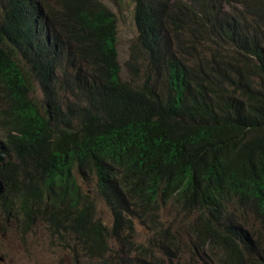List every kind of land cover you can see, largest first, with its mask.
I'll use <instances>...</instances> for the list:
<instances>
[{"label":"trees","instance_id":"obj_1","mask_svg":"<svg viewBox=\"0 0 264 264\" xmlns=\"http://www.w3.org/2000/svg\"><path fill=\"white\" fill-rule=\"evenodd\" d=\"M133 4L126 81L101 0H0V220L70 236L75 264H159L173 205L195 264H264V0Z\"/></svg>","mask_w":264,"mask_h":264},{"label":"rangeland","instance_id":"obj_2","mask_svg":"<svg viewBox=\"0 0 264 264\" xmlns=\"http://www.w3.org/2000/svg\"><path fill=\"white\" fill-rule=\"evenodd\" d=\"M101 1L116 14L118 19V51L122 68L121 76L123 80L129 81L131 76L127 62L130 58L132 44L136 38L133 0ZM171 34L176 33L171 31ZM142 68L144 70V66ZM84 188L90 193L97 205V217L104 224L111 226L113 220L111 212L98 194L94 179L89 184H84ZM156 215L159 224L174 232L184 248L183 251L181 249L164 251L160 247H154L151 257L156 260V263L166 264L168 252L173 257V264H192L194 260H192V255L188 251L191 217L183 214L173 205H169ZM135 229V241L147 245L153 236V231L142 226L139 221L136 222ZM74 243L68 235L66 236V242L61 236L53 237L49 228L43 223H38L32 231L24 234L14 222L0 220V264H75L77 256H79L81 262L85 263L87 259L81 255L80 250ZM118 247V245L113 246L112 253L114 255Z\"/></svg>","mask_w":264,"mask_h":264},{"label":"water","instance_id":"obj_3","mask_svg":"<svg viewBox=\"0 0 264 264\" xmlns=\"http://www.w3.org/2000/svg\"><path fill=\"white\" fill-rule=\"evenodd\" d=\"M3 155L0 154V162L3 160ZM6 191V186L2 180H0V195L4 194Z\"/></svg>","mask_w":264,"mask_h":264},{"label":"clouds","instance_id":"obj_4","mask_svg":"<svg viewBox=\"0 0 264 264\" xmlns=\"http://www.w3.org/2000/svg\"><path fill=\"white\" fill-rule=\"evenodd\" d=\"M121 65V64H120ZM121 70H122V68H121ZM3 160H4V158H3ZM2 160V161H3ZM1 161V162H2ZM1 180V179H0ZM3 181V180H2ZM5 184V183H4ZM6 186V185H5ZM6 192V191H5ZM5 194V193H4ZM4 194H2V195H4ZM2 195H0V196H2ZM251 225H252V230H254V232L257 234V232L259 231V227H258V224L257 223H255V222H252V220H251Z\"/></svg>","mask_w":264,"mask_h":264},{"label":"bare ground","instance_id":"obj_5","mask_svg":"<svg viewBox=\"0 0 264 264\" xmlns=\"http://www.w3.org/2000/svg\"><path fill=\"white\" fill-rule=\"evenodd\" d=\"M132 83V82H131ZM239 190V189H238ZM235 231H237V232H239V233H242V230L240 229V228H238L237 227V229L235 230ZM246 250V249H245Z\"/></svg>","mask_w":264,"mask_h":264}]
</instances>
